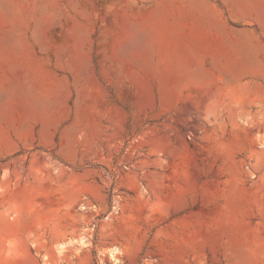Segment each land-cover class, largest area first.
Instances as JSON below:
<instances>
[{
	"label": "rangeland",
	"instance_id": "rangeland-1",
	"mask_svg": "<svg viewBox=\"0 0 264 264\" xmlns=\"http://www.w3.org/2000/svg\"><path fill=\"white\" fill-rule=\"evenodd\" d=\"M0 115V264H264V0H0Z\"/></svg>",
	"mask_w": 264,
	"mask_h": 264
},
{
	"label": "crops",
	"instance_id": "crops-1",
	"mask_svg": "<svg viewBox=\"0 0 264 264\" xmlns=\"http://www.w3.org/2000/svg\"><path fill=\"white\" fill-rule=\"evenodd\" d=\"M2 120H4V118H2L1 115H0V121H2ZM10 134H11V133H10V129H9V127H5L4 124L1 125V123H0V136H1V135H10ZM20 199H21V198H20ZM67 231H68V233H69L68 239H70L71 241H69L68 239H64V238H63V239H62V242H61L60 244L64 243L65 246H66V245H67V246H74V245H77L78 242H80V239H83V240H85V241L88 239L86 236H82V237H80V238L75 237V236H78V235L80 234V232H75V230H74V228H73L72 225H69V226H68ZM73 241H74V243H73ZM86 242H87V241H86Z\"/></svg>",
	"mask_w": 264,
	"mask_h": 264
},
{
	"label": "bare ground",
	"instance_id": "bare-ground-1",
	"mask_svg": "<svg viewBox=\"0 0 264 264\" xmlns=\"http://www.w3.org/2000/svg\"><path fill=\"white\" fill-rule=\"evenodd\" d=\"M116 250H111V255H112V257L115 259V260H118V258H117V256H116Z\"/></svg>",
	"mask_w": 264,
	"mask_h": 264
}]
</instances>
